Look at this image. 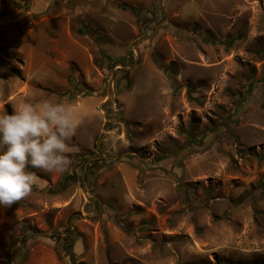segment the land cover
Here are the masks:
<instances>
[{"label": "rangeland", "instance_id": "1", "mask_svg": "<svg viewBox=\"0 0 264 264\" xmlns=\"http://www.w3.org/2000/svg\"><path fill=\"white\" fill-rule=\"evenodd\" d=\"M33 1L0 0V114L79 126L68 170L0 205V264L264 260V0Z\"/></svg>", "mask_w": 264, "mask_h": 264}, {"label": "clouds", "instance_id": "2", "mask_svg": "<svg viewBox=\"0 0 264 264\" xmlns=\"http://www.w3.org/2000/svg\"><path fill=\"white\" fill-rule=\"evenodd\" d=\"M78 126L70 105L51 100L20 102L0 114V205L9 207L32 193L38 177L29 168L68 170L75 151L69 142Z\"/></svg>", "mask_w": 264, "mask_h": 264}, {"label": "crops", "instance_id": "3", "mask_svg": "<svg viewBox=\"0 0 264 264\" xmlns=\"http://www.w3.org/2000/svg\"><path fill=\"white\" fill-rule=\"evenodd\" d=\"M110 2L109 0H60L59 10H114L113 7L110 8L111 4L115 2ZM118 2H141L143 0H116ZM33 9L47 7L50 0H34Z\"/></svg>", "mask_w": 264, "mask_h": 264}, {"label": "trees", "instance_id": "4", "mask_svg": "<svg viewBox=\"0 0 264 264\" xmlns=\"http://www.w3.org/2000/svg\"><path fill=\"white\" fill-rule=\"evenodd\" d=\"M122 9L123 10H127L128 7L124 5V6H122ZM131 9H132L131 11L134 13L135 9L134 8H131ZM69 178H70V176L64 177V180L69 179ZM71 235H72L71 232H68V236L65 238L66 239L65 251L69 255V258H70L71 262L74 263V254H73V251H72L73 240H72V236ZM250 264H264V260H261V259L255 260V261H252Z\"/></svg>", "mask_w": 264, "mask_h": 264}, {"label": "water", "instance_id": "5", "mask_svg": "<svg viewBox=\"0 0 264 264\" xmlns=\"http://www.w3.org/2000/svg\"><path fill=\"white\" fill-rule=\"evenodd\" d=\"M159 2H160V0H159ZM159 25H160V24H158V26L156 27V29H155L154 32H156V30L158 29ZM151 37H152V35H149V36H146L145 38H143L142 40H148V39H150ZM124 68H125V67H124ZM125 69H126V68H125Z\"/></svg>", "mask_w": 264, "mask_h": 264}]
</instances>
